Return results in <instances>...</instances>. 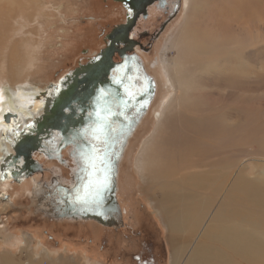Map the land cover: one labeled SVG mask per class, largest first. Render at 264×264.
I'll return each mask as SVG.
<instances>
[{"label":"rangeland","instance_id":"374dc122","mask_svg":"<svg viewBox=\"0 0 264 264\" xmlns=\"http://www.w3.org/2000/svg\"><path fill=\"white\" fill-rule=\"evenodd\" d=\"M102 1L0 0V87L13 80L15 87H23V93L37 92L35 104L29 107L34 106L32 112L40 117L52 85L77 62L94 56L103 23L119 19L113 5ZM192 1L179 0L175 16L155 39L150 53L158 92L149 113L151 118L145 120L146 126L139 127L142 134L136 137L134 150L125 155L136 192L135 197L128 196L133 191H128L126 176L123 177L119 205L124 215L119 225L124 221L125 226L112 234L97 229L92 223L94 227L89 233L73 234L75 241L69 240L66 244L62 239L58 246L33 242V237L27 238L30 236L27 231L9 224L20 205L30 201L27 188L18 192L16 186L0 178V264L3 259L14 264H154L150 262L154 255L161 264H172L174 250L166 224L151 201L152 196L160 197V191L156 189L152 195L146 179L152 178L158 157L152 151L145 153L146 141L156 128L153 112L169 102L172 115L179 118L170 121L176 129L180 127L179 122L192 116H196V123L202 118L201 125L212 117L217 135L238 133L237 139L232 137L227 147L218 149L213 156L216 159L219 155L225 156L227 163L229 158L234 162L239 157L248 177L264 180V0H250L245 11L241 8L244 0ZM109 7V12H103V8ZM149 27L153 29L155 24ZM14 53L17 60L13 59ZM9 56L16 62L13 76L7 67ZM177 80L183 84H176ZM189 120L191 125L195 124ZM66 172L68 169L63 172L64 177ZM10 200L15 207H9ZM145 205L151 215L141 212L140 208ZM144 215L149 217L148 225L140 223ZM46 228V233H52L49 226ZM44 238L46 243H51L46 235Z\"/></svg>","mask_w":264,"mask_h":264},{"label":"bare ground","instance_id":"6f19581e","mask_svg":"<svg viewBox=\"0 0 264 264\" xmlns=\"http://www.w3.org/2000/svg\"><path fill=\"white\" fill-rule=\"evenodd\" d=\"M249 5L250 0H244L242 10ZM205 36L202 35L204 40L214 46ZM16 54H13L14 60H17ZM9 57L7 67L13 76L16 62ZM11 81L0 87V166L12 154L11 142L22 125L38 118L32 112L34 106L29 107L35 104L37 92L23 93V87H15L16 83ZM178 83L183 84L177 80ZM169 103L153 112L156 128L146 141L145 153L152 151L158 157L152 178L146 179L152 195L154 190L160 191V197L152 196L151 201L166 224L170 246L174 250L172 264L179 261V264H264V187H261L264 180L248 177L239 157L236 162L229 158L227 163L225 156L219 155L217 159L213 156L218 149H224L232 137L237 139L238 133L217 135L212 117L201 125L202 118L196 123V116H192L188 120L194 121V125L183 120L176 129L170 121L179 118L172 115ZM233 167L235 169H231ZM2 264L14 262L3 259Z\"/></svg>","mask_w":264,"mask_h":264},{"label":"water","instance_id":"95a60500","mask_svg":"<svg viewBox=\"0 0 264 264\" xmlns=\"http://www.w3.org/2000/svg\"><path fill=\"white\" fill-rule=\"evenodd\" d=\"M112 53L111 46L103 48L52 85L45 111L22 125L11 142L12 154L0 166L2 178L20 181L40 167L36 153L60 160L69 146L79 174L66 199L69 218L115 221L118 165L153 97L154 81L141 62L116 63Z\"/></svg>","mask_w":264,"mask_h":264},{"label":"flooded vegetation","instance_id":"af4514ba","mask_svg":"<svg viewBox=\"0 0 264 264\" xmlns=\"http://www.w3.org/2000/svg\"><path fill=\"white\" fill-rule=\"evenodd\" d=\"M103 1H108L111 6L113 5L114 10H116V16H118L119 19L114 20L113 22L103 23L104 26L101 31V37L97 44L98 46L95 54H97L103 48L111 46L113 48L112 60L116 63H123L130 58L138 59L141 62L145 72L153 79L155 89L149 105L147 106L144 114L141 116L135 130L127 140V144L124 148L123 155L118 165L116 179L117 190L115 193V198L118 204L119 212H113L111 215L115 221L111 222L110 220H105L103 223H101L94 220L74 219L68 217L70 212L68 211L66 199L71 191V188H73L76 183H79V181L76 179L79 175L78 164L71 156L72 150L69 146H66L64 149H62L60 160L56 158H45L39 153H36L34 157L40 163V167L38 170L34 171L31 176L25 178L24 180L22 179L20 181H16L10 177L3 179L9 181L11 185L16 186L19 189L18 192H20L22 188L26 187L27 191L29 192L28 198L30 199L27 204L24 203L20 205V207L17 206L19 207L17 215L14 221L9 220V224L11 226L14 224L17 227L24 229L30 234V236L28 235L27 238L33 237V242L38 240L39 243H43L44 245L53 244V246H58L59 239H62L63 243L66 244L72 239L73 236L71 235L73 234L89 233V229H93L94 227L92 223L95 224V227L98 226L97 229L101 228L103 231L107 230L112 234H114V231L116 230L120 231V229L125 226L124 221L119 225V222L123 220L124 215V211L119 205L121 180L123 177L126 176L125 182L127 184L126 187L128 191H133L132 193H129L128 196L135 197L136 194V192H134V179L132 178L133 176L130 173V170V175L128 174L125 155L127 152L131 153V150H134L132 149L135 144L134 141L136 140V137L142 134L138 131L139 127L143 128L144 125L146 126L148 118H151L149 113L153 110V104L158 92V80L150 67L152 59L150 53L152 48L155 47V39L159 36L163 29L167 27L169 23L168 21H170L173 16H175L179 5V0ZM110 7L107 9L103 8V12H109ZM150 24H155V27L151 29L149 27ZM123 25H125L123 32H121L117 37H114L113 34L117 28ZM145 26H147V28ZM89 59L90 58L87 57L82 62H77L75 67L68 69L65 73L79 65L87 63ZM130 153L128 158H130ZM65 169H68L69 174L66 172L67 177L63 176ZM9 207H15L13 200H10ZM145 209H147L146 205L145 208H140L143 214H152ZM134 212L135 209H133L132 214ZM148 215L140 217V223L142 225H148V223H150L148 222ZM41 226L44 228H41ZM47 226H49V229L52 231V233H46L48 230L46 228ZM44 235H46V238L51 243H46ZM109 235L113 237V235ZM150 262L154 264H161V261L159 259L157 261V256L155 255L150 258Z\"/></svg>","mask_w":264,"mask_h":264},{"label":"trees","instance_id":"16d2710c","mask_svg":"<svg viewBox=\"0 0 264 264\" xmlns=\"http://www.w3.org/2000/svg\"><path fill=\"white\" fill-rule=\"evenodd\" d=\"M73 241H75V240L73 239ZM79 242H80V243H83L84 241H83V240H80ZM89 247H90V246H89ZM90 248L93 249V248H95V247L92 246V247H90Z\"/></svg>","mask_w":264,"mask_h":264},{"label":"crops","instance_id":"0c3cea01","mask_svg":"<svg viewBox=\"0 0 264 264\" xmlns=\"http://www.w3.org/2000/svg\"><path fill=\"white\" fill-rule=\"evenodd\" d=\"M76 234H78V233H76ZM71 240H73V239H71Z\"/></svg>","mask_w":264,"mask_h":264}]
</instances>
